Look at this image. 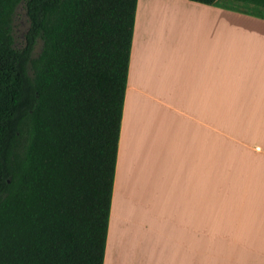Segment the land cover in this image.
Segmentation results:
<instances>
[{
    "label": "crops",
    "instance_id": "0c3cea01",
    "mask_svg": "<svg viewBox=\"0 0 264 264\" xmlns=\"http://www.w3.org/2000/svg\"><path fill=\"white\" fill-rule=\"evenodd\" d=\"M149 3L136 5L103 264H264V0Z\"/></svg>",
    "mask_w": 264,
    "mask_h": 264
},
{
    "label": "trees",
    "instance_id": "16d2710c",
    "mask_svg": "<svg viewBox=\"0 0 264 264\" xmlns=\"http://www.w3.org/2000/svg\"><path fill=\"white\" fill-rule=\"evenodd\" d=\"M136 5L0 0V264H103Z\"/></svg>",
    "mask_w": 264,
    "mask_h": 264
},
{
    "label": "rangeland",
    "instance_id": "374dc122",
    "mask_svg": "<svg viewBox=\"0 0 264 264\" xmlns=\"http://www.w3.org/2000/svg\"><path fill=\"white\" fill-rule=\"evenodd\" d=\"M150 1L151 5H156V2L158 0H142V2H147ZM158 7V6H157ZM152 11H154V14H156L157 16H159L160 18H173L178 14V10H176L175 7H159V8H151ZM152 15V13H151ZM12 32L13 35L15 37V40L18 44L22 43L23 41V35L28 27V20H27V16L25 13V9L23 4H20L17 9L16 12L13 16V20H12ZM236 26V24L232 25L233 30L234 27ZM237 27V26H236ZM175 28V24L171 26L170 30H174ZM165 49V48H163ZM38 52V47L34 50V54H36Z\"/></svg>",
    "mask_w": 264,
    "mask_h": 264
}]
</instances>
